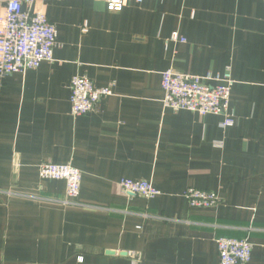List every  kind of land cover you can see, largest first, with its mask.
<instances>
[{
  "label": "crops",
  "instance_id": "crops-1",
  "mask_svg": "<svg viewBox=\"0 0 264 264\" xmlns=\"http://www.w3.org/2000/svg\"><path fill=\"white\" fill-rule=\"evenodd\" d=\"M44 11L53 60L0 78V264H219V238L246 240L248 264H264V0L131 1L118 13L61 0ZM166 70H229L234 125L163 109ZM73 76L112 94L75 118ZM47 162L81 173L75 204L62 203L63 181L39 178ZM124 180L160 195L126 196ZM188 188L220 203L192 209Z\"/></svg>",
  "mask_w": 264,
  "mask_h": 264
},
{
  "label": "built area",
  "instance_id": "built-area-1",
  "mask_svg": "<svg viewBox=\"0 0 264 264\" xmlns=\"http://www.w3.org/2000/svg\"><path fill=\"white\" fill-rule=\"evenodd\" d=\"M61 0H0V78L12 74H24L43 62L53 60L56 47V28L46 18L44 6ZM106 10L120 12L126 3L144 0H101ZM83 28V32H85ZM172 41L178 40L172 34ZM233 80L229 70L222 74H206L203 77L179 74L166 70L161 74L163 109L173 112L186 111L199 117L220 116V127L234 125V114L229 102ZM70 114L77 118L96 110L103 98L111 96L112 85L97 88L85 76H73L70 81ZM19 169L18 160L13 161V171ZM41 180L63 181L65 199L63 204H75L81 186V173L69 165L42 163L38 167ZM121 191L130 197L151 200L160 195L149 182L124 180L118 183ZM183 197L190 208H213L220 200L215 193L188 188ZM219 264H248L252 246L246 240L219 238L216 241Z\"/></svg>",
  "mask_w": 264,
  "mask_h": 264
}]
</instances>
